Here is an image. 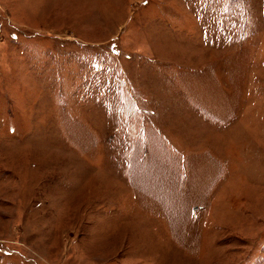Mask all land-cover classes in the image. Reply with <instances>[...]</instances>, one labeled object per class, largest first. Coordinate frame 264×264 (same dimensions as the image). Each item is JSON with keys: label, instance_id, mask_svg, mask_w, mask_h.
Returning <instances> with one entry per match:
<instances>
[{"label": "rangeland", "instance_id": "obj_1", "mask_svg": "<svg viewBox=\"0 0 264 264\" xmlns=\"http://www.w3.org/2000/svg\"><path fill=\"white\" fill-rule=\"evenodd\" d=\"M0 264H264V0H0Z\"/></svg>", "mask_w": 264, "mask_h": 264}]
</instances>
